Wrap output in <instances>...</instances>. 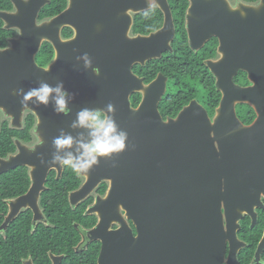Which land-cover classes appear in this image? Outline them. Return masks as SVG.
<instances>
[{
  "label": "water",
  "instance_id": "1",
  "mask_svg": "<svg viewBox=\"0 0 264 264\" xmlns=\"http://www.w3.org/2000/svg\"><path fill=\"white\" fill-rule=\"evenodd\" d=\"M9 1L13 12L0 11V20L4 30L17 35L0 49V112L12 130L22 129L25 113H31L39 144L32 149L15 141L18 153L0 158V176L25 166L33 178L27 195L10 204L2 228L16 219L29 197L38 201L47 173L41 159H50L52 152L47 138L57 136L49 129L60 128L56 123L61 117L63 122L70 121L82 108L112 103L116 123L128 134L126 150L115 158V167L113 161L102 159L82 175L86 182L71 195L70 202L76 205L100 181L107 180L111 184L107 199L119 193V187H130L127 202L143 213L127 214L136 235L120 221L118 230L100 238L98 264H223L225 242L235 238L233 228L247 209L245 201L258 197V192L264 194L257 189L264 188V0L256 6L236 8L226 0H187L189 48L197 52L211 37L219 41L218 60L205 65L216 80L221 100L212 120L193 100L166 122L158 105L168 79L158 74L144 84L134 75L133 66H145L172 52L175 26L167 0H68L65 10L41 22L39 13L50 0ZM153 7L163 15L162 27L147 35L130 36V13ZM65 28L74 33L69 40L61 37ZM44 43L52 46L55 56L42 68L36 56ZM83 53L89 54L98 75L84 70L77 61ZM239 72L247 75L249 87L235 85L233 79ZM58 80L75 97L67 117L55 115L50 106L22 108L19 97L12 94L13 89L28 90L40 81L54 85ZM135 93L142 96L137 108L130 101ZM238 104L256 113L251 125L245 126L237 118ZM173 161L178 175L174 185L161 175L162 165L171 166ZM250 193L255 194L248 196ZM158 195L170 202L178 197L174 218L170 213L162 220L168 213L158 210ZM223 217L230 227L227 231Z\"/></svg>",
  "mask_w": 264,
  "mask_h": 264
},
{
  "label": "flooded vegetation",
  "instance_id": "2",
  "mask_svg": "<svg viewBox=\"0 0 264 264\" xmlns=\"http://www.w3.org/2000/svg\"><path fill=\"white\" fill-rule=\"evenodd\" d=\"M226 1L231 8H236L241 5L256 6L260 2V0H256L253 2L246 0H226ZM188 6L189 3L187 1V8L185 10L184 24H183L185 33H186L185 17ZM153 9H157V8L153 7L147 11H143L137 14L130 13V16L132 17L133 20L129 33L130 36L141 35V34H134L132 32L135 17L140 14H144L148 11H152ZM0 11L13 12V6L11 10H0ZM172 16H173V12H172ZM43 20H47V19H43ZM43 20H39L38 17L39 22ZM173 22L175 26V38H176L178 33L177 32L178 27L176 25L174 18H173ZM102 28L103 27H99L100 30H102ZM65 29H69V28H65ZM63 30L61 32V37L63 40H69L74 36V33L71 29H69L71 33L68 36H64ZM16 35L14 37H16ZM186 40H187V45L189 47L187 33H186ZM47 44L50 45L49 43ZM173 44L174 41L171 45L172 52H165L163 53L162 57L166 53H171V54L174 53ZM209 46L210 47L214 46L215 56L213 58L205 59L203 61V65L208 71V73H210V75L212 76L214 80L215 90L217 93L220 94V100H221V93L217 91L215 86L216 80L213 77L209 68L205 65L206 61L218 60L219 58L218 39L215 37H211L209 41H207L206 44L197 52L192 51L190 48L189 50L192 53L197 54L201 50ZM54 56L55 54L53 50V56L51 60L47 63V65L42 66L39 65L37 62L36 63L39 67L45 68L53 61ZM145 66H140V65L133 66L134 75L142 79L144 84L151 83L157 77L158 74H162V73H157L156 77L153 80H151L150 82H146L145 77L139 75L138 73L139 71L136 70L137 67H145ZM242 74L245 73L239 72L237 76L233 79L235 85L240 87H249L251 84L247 80V75L245 74V81H244ZM165 78L168 79L166 86V93L162 97V100L158 105V112L164 122L170 119H175L178 113L181 111L180 110L175 113L174 107H172L169 104H166L165 102L169 95L179 93L178 89L175 90L172 88V83L170 82L169 78L168 77ZM206 95L208 96V90H206ZM135 96H138V101L134 100ZM141 100H142L141 94L138 93L133 94L130 97L131 106L133 108H137ZM193 100H196L201 106H203L205 110L209 105V104L205 105L206 101L205 100L202 101L200 99H191L189 103ZM218 105L214 108L212 114L208 112V110H206L211 120L214 117L215 109L218 107ZM240 105L243 104H238L235 107L236 116L243 125L249 126L255 121L257 115L253 111V109H251L253 112L252 118L250 119V116H248L247 118L243 119V117H241V115H238L237 112V108ZM29 114L31 113L28 112L25 113L24 122L26 116ZM5 120L7 119L0 112V129H1V122ZM71 121L72 119L70 121L63 122L61 117L60 120H58L56 123L57 125L60 126V128L51 127L49 129V133L58 135L61 129H63L64 131H69L70 130L69 125ZM8 125H9V121H8ZM35 126H36V120L34 117V126L31 128V130H29V135L24 136L25 140L19 138L14 139L15 151L13 154H9V155H15L18 153V150L15 146V141H19L23 145L30 147L32 149L39 144L38 136L36 135ZM23 129H24V125L22 129L16 131H22ZM70 131H72L73 135H76L78 130H70ZM47 139L51 143L50 148H52V139L51 138H47ZM48 140L47 142H49ZM172 143H173L172 148H174L175 147L174 140ZM9 155H7V157ZM174 165H175L174 161L172 162L171 166L169 163H167V165H162V170H161L162 179H164L165 181L166 179L169 181L172 180L173 185L178 177V175H176ZM18 168L24 169L26 172V176L22 177V179L25 180V184L22 186L23 190L17 193V195H14L13 197L1 199L2 203L4 204L5 214L3 215V220L0 225V236L3 237L2 242L8 244V240L6 238L5 232L8 230L9 226L16 219H18L19 217H22L23 219V227H24L23 230L26 232V235L23 236L25 237V240L24 242L19 241V243L16 242L15 244L20 246L18 249H16L18 251L17 253H24L26 256L20 259L12 258L15 259L14 260L15 264H98V258L102 247V241L100 238L104 237V235H106L109 232H114L118 230L121 226L119 223L120 221L122 222L124 221L125 225H127L129 229L133 232V234L136 235V228L133 225L132 220L128 218L127 214H134L135 212H140V213L143 212L136 211V208H132L131 205L127 202L128 198H131V196L129 195L130 191H128L130 187H125V188L119 187V193H117L116 191V194H114V196L109 197V199H107L108 195L111 194V184L107 180L100 181L97 187L84 200L80 201L76 205L71 204L70 202L71 195H73L75 192H77L83 187L84 183L86 182V178L82 175H76L70 169L67 168H56L55 170H53L48 166H47V173L44 178V183L42 186H40L39 198L37 203H36V199L33 200L32 198L29 197L26 203L23 205V208H21L16 219L11 221L7 225L6 229H3L2 225L4 224L5 219L9 214L10 204L11 203L15 204L17 199L26 196L33 184L32 181L33 178H31L30 176V169L25 166H20L13 170H16ZM38 180H41V177H38ZM121 189H124V194L121 193ZM257 189L264 190V188H262L261 185L258 186ZM258 193L260 194L258 195V197L254 196L255 193L248 194V196L250 195L254 196V199L248 198V200L245 201V204L248 206L246 210H242L241 212V217L236 223L238 227L237 226L234 228L233 226L231 227L235 229V238L229 237L225 242V256H224L225 260L223 261L224 262L223 264H264V194L263 192H258ZM33 195L35 197V193ZM175 199H178V197ZM175 199H173L172 202H170L168 199L162 197L161 195H158L156 197V203L158 204V210L160 211V213L163 212L168 213V215L165 216L164 218L162 216L163 221L170 217V213H172V216L174 218V214L177 212L178 204H179V202L175 201ZM34 210H36L37 212L36 214ZM145 211L146 212L148 211L146 210V206H145ZM116 219H120V220H116ZM223 224L225 231H227L228 228L230 229V227L227 226L225 217H223ZM100 225L101 226L104 225L102 226L103 227L102 229H99ZM91 232H93V235L91 234ZM9 243L11 244L12 241L9 240ZM14 254H16V252H14ZM112 264L115 263L112 262ZM160 264H163V261H161Z\"/></svg>",
  "mask_w": 264,
  "mask_h": 264
},
{
  "label": "trees",
  "instance_id": "3",
  "mask_svg": "<svg viewBox=\"0 0 264 264\" xmlns=\"http://www.w3.org/2000/svg\"><path fill=\"white\" fill-rule=\"evenodd\" d=\"M50 1V4L45 6L40 12L39 20L54 17L66 8L67 0ZM246 1L253 2L256 0ZM168 2L178 27V33L173 44L174 53H166L160 60L149 61L145 67H137L136 70L139 71V75L145 77L146 82L153 80L157 73H162L165 77L169 78L172 88L178 89L179 93L169 95L165 102L174 107L175 113L188 105L191 99H200L206 101L205 105L209 104L206 110L212 114L214 108L218 105L220 94L216 92L214 80L204 67L203 61L215 56L214 46L206 47L197 54L192 53L187 45L186 33L183 27L187 0H168ZM11 9L12 5L9 0H0V10ZM162 23L163 17L161 12L158 9H153L135 17L132 32L134 34L147 35L159 29ZM70 33L69 29L63 30L64 36H68ZM15 35V31L4 30L3 23L0 21V49L7 47L8 39L13 38ZM52 56L53 50L51 46L44 43L36 57V62L39 65L45 66ZM242 75L245 81V74ZM206 90H208V96L206 95ZM134 100L138 101V96H135ZM237 112L243 119L248 116H250V119L252 118L253 112L246 105L238 106ZM33 126L34 117L31 114L26 116L22 131L12 130L9 128L7 120L2 121L0 129V158H6L7 155L13 154L15 151L14 139L25 140L24 136L29 135V130ZM23 176H26L25 170L18 168L0 177V225L5 214L4 204L1 199L13 197L23 190L22 186L25 184V180L22 179ZM23 229V219L19 217L5 232L8 244L2 242L3 237L0 236V264H15V259L12 258L20 259L26 256L24 253H17L16 249L20 246L15 244L16 242L19 243V241L24 242L25 237L23 236L26 235V232ZM9 240L12 241L11 244Z\"/></svg>",
  "mask_w": 264,
  "mask_h": 264
},
{
  "label": "clouds",
  "instance_id": "4",
  "mask_svg": "<svg viewBox=\"0 0 264 264\" xmlns=\"http://www.w3.org/2000/svg\"><path fill=\"white\" fill-rule=\"evenodd\" d=\"M76 59L82 62L84 70L91 69L99 74L98 69L93 68L88 53L78 55ZM12 94L19 97L22 108L50 106L55 115L65 117L70 115V104L75 98L73 93L65 89L62 80L54 85L40 81L36 87L28 90L13 89ZM114 112L115 106L112 103L103 108L80 109L69 125L70 130H78L77 134L61 129L52 139L50 159H41V163L53 170L70 169L76 175H87L102 159L113 161L115 167V158L126 150L128 134L116 123Z\"/></svg>",
  "mask_w": 264,
  "mask_h": 264
}]
</instances>
